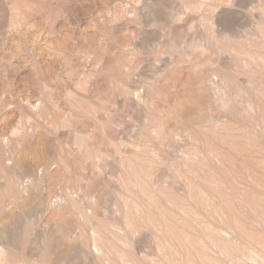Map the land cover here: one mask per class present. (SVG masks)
Here are the masks:
<instances>
[{
    "label": "rangeland",
    "instance_id": "obj_1",
    "mask_svg": "<svg viewBox=\"0 0 264 264\" xmlns=\"http://www.w3.org/2000/svg\"><path fill=\"white\" fill-rule=\"evenodd\" d=\"M0 264H264V0H0Z\"/></svg>",
    "mask_w": 264,
    "mask_h": 264
}]
</instances>
